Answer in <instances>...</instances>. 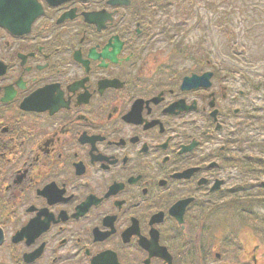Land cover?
<instances>
[{"label":"flooded vegetation","instance_id":"af4514ba","mask_svg":"<svg viewBox=\"0 0 264 264\" xmlns=\"http://www.w3.org/2000/svg\"><path fill=\"white\" fill-rule=\"evenodd\" d=\"M213 4L0 0V264H261Z\"/></svg>","mask_w":264,"mask_h":264},{"label":"rangeland","instance_id":"374dc122","mask_svg":"<svg viewBox=\"0 0 264 264\" xmlns=\"http://www.w3.org/2000/svg\"><path fill=\"white\" fill-rule=\"evenodd\" d=\"M224 2V5L221 3V0H215L214 2V29L212 31L209 29V36H206L204 39L205 45H207V41H209V48L212 46L215 47L217 44H220V46H222V44H224V46L228 45L230 47V56L228 59L231 68H243L246 71L248 79L250 77L255 83L257 80L261 81L264 78V0H224ZM224 17L230 20L228 22L230 23L229 28L227 25L224 28L221 26ZM205 22L206 18L200 23L206 26ZM208 22L210 24L211 19ZM228 29H230V34L228 33ZM215 50L219 51L220 47H215ZM251 85H254L256 93L249 94V102L246 110H253L258 106L261 107V104H264L261 103L260 100V96L264 98V95H262L264 85L260 90L256 84L251 82L249 85L247 81V88ZM256 111L255 113L260 115V119L258 122L259 124L255 126L264 127V111ZM251 134L254 135L255 132ZM260 138L264 139V132L258 133V139ZM262 179L263 178H259L257 181ZM242 206V209L246 210V213L250 212V209L247 207L245 208V205L242 204ZM253 208L255 209V206ZM257 212L260 216L262 215V217H264L263 212ZM226 215L229 217L230 227H237L235 222L237 223V220L240 221L237 217L238 215L241 216L242 212H239L237 208H230ZM246 223L247 224L241 223V228L244 229L248 237L247 249L249 250L257 245L258 249L255 254L258 255L261 264H264V236L261 233L262 225L259 223L250 224L248 221ZM232 229L230 239L238 241L236 237L237 233ZM258 230L260 232H258ZM250 236L254 238L250 240ZM234 247L237 249V245Z\"/></svg>","mask_w":264,"mask_h":264},{"label":"trees","instance_id":"16d2710c","mask_svg":"<svg viewBox=\"0 0 264 264\" xmlns=\"http://www.w3.org/2000/svg\"><path fill=\"white\" fill-rule=\"evenodd\" d=\"M260 85H264V80H262L261 82H260ZM263 95H264V89H263ZM248 127H249V125H248ZM249 131V130H248ZM264 132V127H261V130H260V132H258V133H263ZM250 133V132H249ZM258 133L256 134H254V135H252V134H248V136H247V144H264V139H258ZM255 156V155H254ZM256 163L257 162V159H255V158H250L249 160H248V168L251 166V165H249V164H251V163Z\"/></svg>","mask_w":264,"mask_h":264}]
</instances>
